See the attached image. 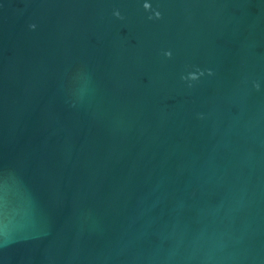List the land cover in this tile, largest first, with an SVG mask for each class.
<instances>
[{
	"label": "water",
	"instance_id": "1",
	"mask_svg": "<svg viewBox=\"0 0 264 264\" xmlns=\"http://www.w3.org/2000/svg\"><path fill=\"white\" fill-rule=\"evenodd\" d=\"M0 264H264V0H0Z\"/></svg>",
	"mask_w": 264,
	"mask_h": 264
}]
</instances>
